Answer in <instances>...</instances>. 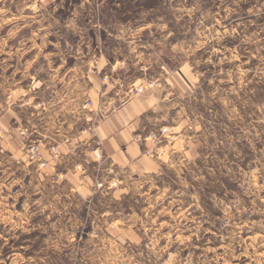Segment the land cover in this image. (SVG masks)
<instances>
[{"label": "rangeland", "instance_id": "rangeland-1", "mask_svg": "<svg viewBox=\"0 0 264 264\" xmlns=\"http://www.w3.org/2000/svg\"><path fill=\"white\" fill-rule=\"evenodd\" d=\"M33 3L0 0V106L13 109L12 91L26 90L27 59L74 35L83 36L84 47L98 49L99 37L105 48L141 51L149 80L163 82L167 69L187 82L179 94L178 121L174 111L179 131L163 125L168 135L160 139L157 133L153 142L161 149L174 140L173 131L180 142L192 140L193 151L147 173L102 153L107 163L75 168L88 187L81 195L68 181L44 180L51 172L44 168L41 146L30 142L25 128L17 135L18 124L5 120L0 264H163L169 254L171 264H264V0H64L56 7L59 0L48 4V13L56 7L59 20L51 28V17L33 21ZM74 12L80 13L79 34L62 27ZM97 23L100 31L92 27ZM159 25H166L163 32ZM51 149L57 152L56 145ZM150 203L152 219L167 225V239L158 244L167 249L162 260L145 247L136 222ZM173 224L190 238L187 247L169 231Z\"/></svg>", "mask_w": 264, "mask_h": 264}, {"label": "crops", "instance_id": "crops-1", "mask_svg": "<svg viewBox=\"0 0 264 264\" xmlns=\"http://www.w3.org/2000/svg\"><path fill=\"white\" fill-rule=\"evenodd\" d=\"M17 1H19V3L26 2V0ZM34 1L37 4L39 3V0ZM58 1L59 0H46L49 5L56 2L58 3ZM128 21H125L124 19L122 23H127ZM74 36L75 38L71 40H67V38H65L64 42L57 41L56 44H60L59 48L54 47L53 49H49V51L45 47L44 50H42L43 53H41L40 55L37 54V57H34L33 59H27L26 62L28 66V74L25 78L27 88L24 91L16 88L12 91V96H10L11 99H14V102H11V104L13 105V109L5 110L3 104V106H0L2 107L0 108L2 109V111L0 110V123L2 128L1 131L3 133V123H7L5 120L9 119L14 121L16 124H18L17 129L23 130V128H25L30 142L39 144V146H41L40 156L41 159H43L44 168L46 170L49 169L51 172L50 174L43 175L44 180L54 179L57 182L68 181L72 185L74 191L80 193L81 195H84V193L86 195L88 187L86 185H82V182L79 179V173L76 172L75 168L82 164L86 166L87 162H94V160L86 161L84 153L85 151H93L101 147L99 143H93L94 141H99V134L93 136L88 144H85L80 139V137L83 136L84 132L87 131V127H85L84 125L91 123L90 117L87 121L83 122V125H77L76 123H73L71 131L64 133L61 137H58L51 142L45 135H41V133L45 131L49 122L56 123L58 127L62 125L63 130L69 128V123H66L65 120L69 118L75 119V117L73 116V112H62L61 107L64 103L65 94L68 91L65 88V82H68L70 84L75 83V80L70 81L69 77L74 72L79 73L81 71V67L76 56H67L63 60L60 58V56L64 55L66 52L65 40L73 47L78 45L81 41V39H77L76 35ZM88 48V46L84 47V51L86 53L88 52ZM90 48L95 51V54L99 55V48ZM105 49V59L109 64H115L117 62L124 63L128 65V70L127 72L120 70V73L112 74L110 72H107V69H102L101 78H103V76L107 74L110 83L112 80H117L119 81V83H116L112 89H109L108 85H103L100 90L97 91L95 87L92 86L89 82V86L87 87V102L95 104L97 106L95 110L98 111L99 106L104 103L103 99L100 96V92H105V94L111 98L109 100V104H113L118 103L116 97L117 95H120L121 92L130 93L143 88L146 92L150 93V96L145 97V99L147 100H159L161 95L168 97V101L166 102L167 119L163 120L160 126H169L172 130L176 129V131H179V125H173L174 111L178 121L180 112V90L188 86L187 82H185L183 79V81H181L180 74L177 73V71H169L168 73L167 70V75H165L163 80H161L163 82H160L159 80L154 81L153 79H151V81L147 77V69L149 68V64L147 63L146 57L142 58L143 56H141V51H139L137 55L136 51L134 53L130 51L131 47H127L126 49ZM46 56L48 57L47 61L45 60ZM49 63H51V69H48ZM29 65H31V67H29ZM41 67H43L45 70L39 71ZM137 70L139 71L138 75L136 74ZM12 72L14 73L15 70H12ZM22 72L23 70L17 73ZM57 80L59 81L58 83L56 82ZM128 82L137 85V88H129ZM19 83H22V80L19 81ZM50 84L52 85V87H49ZM15 85L16 83L13 82L12 86ZM160 89L165 90L161 93ZM13 94H15V96ZM70 98L73 103L69 104L68 107L73 108V105H75L76 107L73 109V111L78 112L80 100L77 98L76 94H70ZM28 99H31L32 103L35 105H41V107L34 108L31 106H25L22 108L21 105L24 104V102ZM56 99L61 100V106L53 105L52 108H49L48 104ZM124 99H127L128 101L129 111H131L132 108H139L145 104V99H141L140 97L136 96H126L124 97ZM87 111L90 116L93 109L89 108L87 109ZM146 111L147 113L155 117L156 114L151 108H148ZM144 115V112L140 113V119L139 121H137V125L133 127L130 138L126 143L114 138L115 147H112L110 150L103 151V155L111 158L120 166L128 168L135 167L138 172L142 173H147L148 171L157 172L166 163L174 164L175 161L173 157L176 155H178V157L179 154H182L183 157L191 156L193 151V148L191 147L193 145L192 140H186V137H183L180 142L179 136L174 137L173 131L171 132V134L174 140L172 142L168 141L164 144L163 147H161V149L164 150L160 155L161 159H157V156L154 155L148 156V153L146 152V145L135 140V137L137 136H141V139L143 138V136L141 135V127H143V125L145 124V121L143 119ZM167 120H169L170 123L167 124ZM97 126L99 127V125ZM17 135H20L18 131ZM32 135H34V137ZM39 136H42L43 138H40ZM57 140L59 142H57ZM152 143L155 144V142ZM55 145L57 146V152L53 154L51 147ZM129 150H131V153L139 154L137 155L135 161L131 159ZM60 174L63 176H60ZM90 193L91 192H89V194Z\"/></svg>", "mask_w": 264, "mask_h": 264}, {"label": "clouds", "instance_id": "clouds-1", "mask_svg": "<svg viewBox=\"0 0 264 264\" xmlns=\"http://www.w3.org/2000/svg\"><path fill=\"white\" fill-rule=\"evenodd\" d=\"M63 2L64 0H61L60 5H57L56 7L62 6ZM87 2L88 0H84V3ZM84 3L81 4L80 6L81 8L84 7ZM31 7L33 8V12H34V17H33L34 22L36 20V17H39L41 22L44 20H49L51 17L49 27L51 28L53 26L59 25V20L55 19L54 17V14L56 12V7L52 9L51 13H48V2H46V0H39L38 6L37 3H33L31 4ZM40 9H44V13H41ZM79 15H80L79 12H74L72 19L66 21L62 27L74 34H79L81 32V29L76 24V18ZM92 27L96 31H100V29L103 28V25L97 23L94 24ZM158 27L159 30L163 32L164 29L166 28V25H159ZM43 30H44V25L43 23H41V31ZM132 35L137 36L138 32L132 33ZM123 38L124 37L122 35H118L116 37V39H123ZM164 40H167L166 36L164 37ZM86 43L88 42L84 40L83 36H81V41L75 47L68 44V42L65 40L66 52L64 55L60 56L62 60L65 59L67 56H76L81 67V71L79 73L74 72L69 77V80L70 81L75 80V83L70 84L68 82H65V88L68 91L65 94L64 103L63 106L61 107L62 112H73V116L75 117V119L69 118L65 120L66 123H69V128L63 130H62V125L58 127L56 123L49 122L45 131L41 133V135H45L50 142L52 140L57 139L58 137H61L64 133L71 131L73 123H76L77 125H83V122L89 119V113L86 112L85 109L91 108L93 109V111L90 114L91 123L84 125L87 127V131L84 132L83 136L80 137V139L85 144H88L93 136L99 134L100 136L99 141H94L93 143H99L101 147L95 151H85L84 153L85 160L87 161L88 159H91V160L99 161L101 164H105L107 163V157L102 158V152L105 150H110L112 147H115V139H118L121 142L126 143L130 138V134L133 131V127L137 125V121H139L140 119V113L144 112L145 115L143 119L145 121V124L143 125V127H141V135L143 136V139H141V136H137L135 137V140L146 145V152L148 153V156H152L157 152H163L164 151L163 149H155V144H153L152 142L156 140L157 133H159L160 139H163L168 135L169 130L167 128H163L160 126L161 122L167 119L166 102L168 101V97L161 95L159 100L156 99L147 100L145 99V97L150 96V93L146 92L145 89L140 88L138 91H134L130 93L121 92V94L117 95L116 97L118 103L109 104V100L111 98L108 97L105 94V92H100V96L103 99L104 103L99 106L98 111L95 110L97 106L95 104H91L87 102V96H88L87 87L89 86V82L91 83L92 86L95 87L97 91H99L103 85H108V88L112 89L116 83H119V81L112 80L110 83L107 74H105L103 78H101V70L107 69V72H110L112 74H117L120 73V70L127 72L128 65L119 62L115 64H109L108 61L105 59V54H106L105 43L99 37L97 38V47L100 49L99 55L95 54V51L90 47L88 48V52L86 53L84 51V45ZM130 43L134 44V41H131ZM158 43H163V41H158ZM56 47L57 48L60 47L59 43L56 45ZM130 51L134 53L136 51L135 47L134 46L131 47ZM45 60L46 61L48 60L47 56L45 57ZM207 62L211 63V60L209 59V61ZM29 67H31V65H29ZM48 69H51V63L48 64ZM44 70L45 69L43 67L39 69V71H44ZM165 71H167V69H165ZM56 82L58 83L59 81L57 80ZM49 87H52V85L50 84ZM128 87L131 89H135L137 88V85L128 82ZM164 90L165 89H160V92L162 93ZM70 94H76L77 98L80 100V106L78 112L73 111V109L76 107L75 105H73V108L68 107L69 104L73 103L70 98ZM13 95L15 96V94ZM126 96L127 97L136 96V97H140L141 99H145V104L139 108H132V110L129 111L128 101L127 99H124V97ZM53 105L61 106V100L56 99L50 102L48 104V107L52 108ZM25 106H31L34 108L41 107V105L33 104L31 99H28L27 101L24 102V104L21 105L22 108ZM148 108H151L153 110V112L156 114L155 117L147 113L146 110ZM97 125H99V127ZM6 131L7 130L5 129V132ZM17 131H19V129H17ZM77 134H78V128H77ZM57 142L59 141L57 140ZM158 142L159 141H157V143ZM129 151H130L131 159L135 161L137 155L139 154L131 153V150ZM157 159H161V157L157 155ZM105 171L110 173L112 171L111 166L105 169ZM132 171H136V168L132 167ZM184 187L187 188L188 185H185ZM96 190L98 191L100 190L99 185H97ZM193 201L195 203V198H193ZM195 207L198 208L199 204L195 203ZM151 208L152 205L150 203L149 208L142 209L143 216L137 217L136 222L140 225V228L143 229V235L145 239L148 241L145 247L148 248L150 253H157V259L162 260L163 254L165 251H167V249L159 248L158 244H159V239H167V237H165L162 232V229L167 225L156 224V222L152 219V216L149 214ZM107 230L111 231V228L109 227ZM169 231L173 232V234L176 235V241H178L181 244H185V241L187 239H190L189 237H183L182 226H178V224H173L169 228ZM149 232H151V235H149ZM130 238L133 239L134 242L139 243V238H136L135 236H132ZM185 246L187 247L188 245L185 244ZM233 258L236 259V257ZM116 259H121V258L114 257V260ZM172 259L173 258L171 254H169L168 260L163 261V264H171ZM129 264H133V261L129 260Z\"/></svg>", "mask_w": 264, "mask_h": 264}, {"label": "built area", "instance_id": "built-area-1", "mask_svg": "<svg viewBox=\"0 0 264 264\" xmlns=\"http://www.w3.org/2000/svg\"><path fill=\"white\" fill-rule=\"evenodd\" d=\"M33 148H34V146H33Z\"/></svg>", "mask_w": 264, "mask_h": 264}]
</instances>
